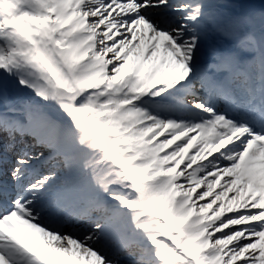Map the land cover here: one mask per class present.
Wrapping results in <instances>:
<instances>
[{"label":"snow or ice","instance_id":"6c2138e0","mask_svg":"<svg viewBox=\"0 0 264 264\" xmlns=\"http://www.w3.org/2000/svg\"><path fill=\"white\" fill-rule=\"evenodd\" d=\"M0 264H264V0H0Z\"/></svg>","mask_w":264,"mask_h":264}]
</instances>
